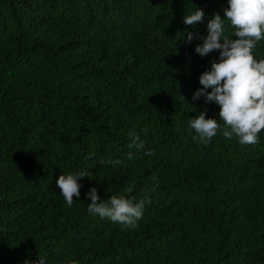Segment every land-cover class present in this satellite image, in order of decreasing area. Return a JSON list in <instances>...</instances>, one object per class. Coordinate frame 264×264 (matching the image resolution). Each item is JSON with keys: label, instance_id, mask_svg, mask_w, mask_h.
I'll list each match as a JSON object with an SVG mask.
<instances>
[{"label": "trees", "instance_id": "16d2710c", "mask_svg": "<svg viewBox=\"0 0 264 264\" xmlns=\"http://www.w3.org/2000/svg\"><path fill=\"white\" fill-rule=\"evenodd\" d=\"M227 6L0 0V264H264V130L255 145H204L188 123L205 110L220 122L192 99L219 52L194 48ZM195 7L203 22L183 24ZM80 171L68 207L55 181ZM91 188L151 203L126 229L87 211Z\"/></svg>", "mask_w": 264, "mask_h": 264}, {"label": "clouds", "instance_id": "9594fccd", "mask_svg": "<svg viewBox=\"0 0 264 264\" xmlns=\"http://www.w3.org/2000/svg\"><path fill=\"white\" fill-rule=\"evenodd\" d=\"M227 5L223 9V19L214 13L208 20L207 35L198 36L202 42L194 48V52L201 57L213 51L219 52L218 61H213L210 70L199 76L202 87L193 93L192 99L203 96L205 103L218 105L220 122L206 118L205 110L188 123L194 133L192 139L204 145L218 133L226 139L236 138L241 145H255L259 133L264 130V58L257 59L253 53L259 42L264 41V0H227ZM204 18L203 10L195 7L190 14H184L182 22L194 26L203 22ZM226 22L231 36L226 35ZM192 39L193 34L188 33L186 41L191 42ZM129 137L132 140L129 148L144 147L137 133L129 132ZM145 154L152 153L149 151ZM127 158H132L131 152L127 153ZM100 163L119 165L121 161L102 159ZM84 177L89 178L88 173L80 171L61 174L56 179V187L68 207L73 205L74 197L80 196L81 185L78 181ZM86 195L91 201L87 204L90 214L118 223L126 229L138 227L145 205L151 203L150 198L137 200L122 195H113L105 202L98 196L96 188H91ZM38 264H44V259L39 258Z\"/></svg>", "mask_w": 264, "mask_h": 264}]
</instances>
